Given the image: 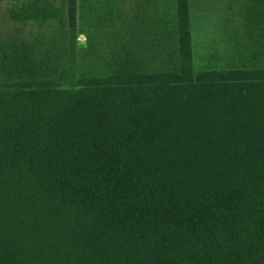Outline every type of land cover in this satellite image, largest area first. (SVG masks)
Instances as JSON below:
<instances>
[{
	"label": "trees",
	"instance_id": "obj_1",
	"mask_svg": "<svg viewBox=\"0 0 264 264\" xmlns=\"http://www.w3.org/2000/svg\"><path fill=\"white\" fill-rule=\"evenodd\" d=\"M94 3L6 7L0 264H264V48L196 67L189 0Z\"/></svg>",
	"mask_w": 264,
	"mask_h": 264
},
{
	"label": "rangeland",
	"instance_id": "obj_2",
	"mask_svg": "<svg viewBox=\"0 0 264 264\" xmlns=\"http://www.w3.org/2000/svg\"><path fill=\"white\" fill-rule=\"evenodd\" d=\"M91 1L97 3L99 9H105L108 2L111 5L119 4L122 10L129 12L131 19L134 18L133 11L136 4L138 6L144 0ZM147 1L150 4L156 2V0ZM158 2L161 3L164 0H158ZM14 3L15 0H0V33L4 35L15 28L6 11V7ZM189 8L193 34L192 43L193 39L195 41V47L192 48L196 67H201L211 59L225 63L224 58L232 51V48H227V46H234L235 42H240L234 40V37H238L239 27H241V31L238 34L244 39L242 48H247V50L249 48H264V33L261 28L264 0H189ZM103 9L102 12H105ZM34 29L33 23L26 27L27 32ZM79 38L84 39L85 35L80 34Z\"/></svg>",
	"mask_w": 264,
	"mask_h": 264
},
{
	"label": "crops",
	"instance_id": "obj_3",
	"mask_svg": "<svg viewBox=\"0 0 264 264\" xmlns=\"http://www.w3.org/2000/svg\"><path fill=\"white\" fill-rule=\"evenodd\" d=\"M261 18H262V15H261ZM195 28H197V26L195 25ZM190 30H191V38H192V27H191V21H190ZM240 31H241V27H239V30L237 32V36L238 37H234V40H237V41H240V42H235V45L232 46V45H229L227 46V48H242V45H243V37H241L239 34H240ZM239 33V34H238ZM263 33H264V29H263ZM192 47L194 48L195 47V41L193 39V43H192Z\"/></svg>",
	"mask_w": 264,
	"mask_h": 264
}]
</instances>
